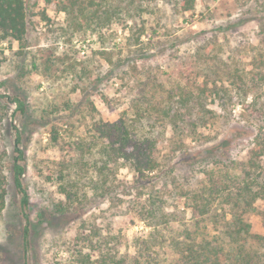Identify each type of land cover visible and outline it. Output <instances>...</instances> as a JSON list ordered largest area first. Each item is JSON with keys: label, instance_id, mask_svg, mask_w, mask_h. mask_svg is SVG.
Listing matches in <instances>:
<instances>
[{"label": "rangeland", "instance_id": "rangeland-1", "mask_svg": "<svg viewBox=\"0 0 264 264\" xmlns=\"http://www.w3.org/2000/svg\"><path fill=\"white\" fill-rule=\"evenodd\" d=\"M25 1L26 41L0 43V170L7 177L0 264H70L74 238L94 228L121 255L141 254L144 263L169 264L168 242L144 248L153 223L146 211L154 199L164 200L177 236L191 223L179 190L196 187L206 171L247 160L257 127L237 101L225 106L214 96L203 99L204 107L194 102L192 119H203L197 136L164 141L159 156L163 171L141 180V192L134 190L131 173L121 169L118 179L132 187L127 194L118 190L107 199L90 198L83 210L62 215L57 210L66 199L49 177L68 143L90 134L95 121L132 116L138 100H162L163 89L178 82L228 87L237 72L250 67L264 38V0H197L190 12L180 11L177 0H140L129 8L112 0L116 14L100 32L67 17L61 11L63 0ZM253 94L264 101V84ZM8 96L24 100L27 116L37 125L20 144L17 132L24 131L26 118ZM69 103L74 107L65 111ZM54 127L62 129L58 144L50 134ZM155 130L168 139L169 127ZM16 148L25 153V207L11 173ZM258 206L264 213V201ZM249 221L252 233L264 236V214L251 215ZM260 251L264 264V248Z\"/></svg>", "mask_w": 264, "mask_h": 264}, {"label": "trees", "instance_id": "trees-1", "mask_svg": "<svg viewBox=\"0 0 264 264\" xmlns=\"http://www.w3.org/2000/svg\"><path fill=\"white\" fill-rule=\"evenodd\" d=\"M45 1L48 4L52 2ZM122 1L129 8L140 0ZM196 2L176 1L182 12L194 10ZM111 5L112 0H63L61 11L76 24H84L85 28L100 32L116 14ZM27 32L26 1L0 0V43L17 42L22 45ZM249 66L245 73L237 72L234 75L236 80L228 87L215 85L212 88L205 83L189 87L178 82L163 89L162 100H138L132 116L123 113L113 123L95 121L90 134L68 143L55 175L49 177L66 199V203L57 210L58 214L81 211L90 200L116 196L118 190L127 194L132 187L118 179L121 169L131 173L134 190L141 192V180H151L152 175L163 171L164 165L159 158L163 142H171L176 136L184 139L197 136L203 119H192L190 111L194 102L198 107H204L203 99L214 96L225 106H235L232 102L237 101L243 112L248 114V120L257 127L247 160L231 168L206 171L196 187L179 190L178 199L189 212L191 223L181 227L177 236H173L174 217L166 212L165 201L154 199L146 211L147 219L153 222L149 225L152 231L143 244L148 250L156 244L163 247L168 242L172 255L169 264H261L260 249L264 248V236L252 233L249 217L264 214L258 206L264 201V101L253 94L264 84V38L256 47ZM7 99L26 118L24 131L17 132V143L20 144L24 133L33 132L37 125L27 116L24 100L9 96ZM73 107L74 104L69 103L65 111ZM164 125L170 130L167 140L164 132L155 130ZM61 131L55 127L51 130L52 141L56 144ZM16 152L18 155L13 159L11 173L15 187L23 195L25 207L29 204V195L22 182L26 173L25 166L21 164L25 153L19 148ZM6 185L7 177L0 170V215L6 206ZM158 227L164 228L158 230ZM164 229L167 234L162 232ZM97 230L81 231L76 235L75 253L70 264H148L141 261V254L121 255L116 247L110 249V242ZM160 238L161 243H157Z\"/></svg>", "mask_w": 264, "mask_h": 264}]
</instances>
